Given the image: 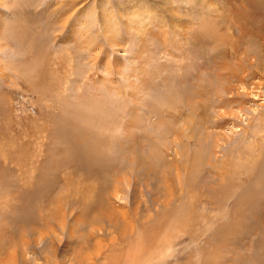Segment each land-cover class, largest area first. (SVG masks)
Here are the masks:
<instances>
[{"label": "rangeland", "instance_id": "374dc122", "mask_svg": "<svg viewBox=\"0 0 264 264\" xmlns=\"http://www.w3.org/2000/svg\"><path fill=\"white\" fill-rule=\"evenodd\" d=\"M0 2V264H124L127 254V264L258 263L264 255V136L255 137L258 149L238 135L231 147H213L204 130L211 108L230 116L237 108L220 104L215 92L175 115L158 141L143 134L135 104L126 112L116 100L118 94L135 101L176 60L185 62V79L201 70L216 73L221 65L231 73L245 52L264 67V0ZM182 25L189 43L211 28L218 41L203 53L221 51L222 57L206 62L191 43L176 50ZM158 52L170 59L154 62ZM241 58L248 74L244 109L232 131L250 123L251 139L256 117L264 131V72ZM57 128L83 138L68 149ZM246 174L238 185L235 179ZM245 186L262 196L257 216L241 219L228 213L233 199L226 204L225 197ZM205 192L216 199L204 207ZM235 223L245 226L240 234L215 238L218 228Z\"/></svg>", "mask_w": 264, "mask_h": 264}, {"label": "bare ground", "instance_id": "6f19581e", "mask_svg": "<svg viewBox=\"0 0 264 264\" xmlns=\"http://www.w3.org/2000/svg\"><path fill=\"white\" fill-rule=\"evenodd\" d=\"M3 6V3L0 2V42L2 41H5V36H4V33H3V28H4V21L1 20V18H4V16H2L3 14L1 13V11L3 10L2 7ZM2 7V8H1ZM2 16V17H1ZM173 20V19H172ZM159 23V22H158ZM174 28V27H173ZM176 28V27H175ZM179 30L176 31L177 33V36L179 37L180 41L178 43L175 44V47H176V50H180V46H184V45H188L191 43V50L194 51V53L201 57V59H204V61L206 62H210L212 61V59L214 57H222L223 53L220 51V52H217L215 53L214 55H211L210 53H207L204 54L203 51H206L208 50V48L211 46L210 44L212 42H214V45L216 44V42L218 41V37L215 35V33L213 32V30L211 28H207L206 30H204V32L201 34V35H193L191 36V41L189 43V40L186 38L187 34H188V31L186 30H189V28L187 27H184V25L182 26H179L178 27ZM173 32V31H172ZM174 33V32H173ZM175 41V40H174ZM144 44V43H143ZM181 44V45H180ZM1 45V43H0ZM142 45V44H141ZM186 45V46H187ZM202 46L207 48V49H202ZM1 48V47H0ZM144 48V47H143ZM196 48V49H195ZM202 49L200 51H197L199 49ZM2 49V48H1ZM0 49V50H1ZM191 51V52H192ZM195 54H193L194 56H196ZM225 55V54H224ZM243 57V59L246 61L247 65L251 66V67H255L256 69L264 72V67H263V64L259 61V57L258 56H255L253 57V55H247V53H243L241 55ZM238 57V59H236V61L234 62L233 64V69L234 70L233 72L229 73V70L228 71H225L224 67H221L223 65H221L220 67H216V70L217 71L216 73H212V75L214 77H216L218 80H222V81H225L227 83H222V89L218 90L215 92V97L219 99L220 101V104H224L226 105L225 107L229 108L230 111H233V107H236V110L233 111L234 113V116H230V114L228 113H217L215 112V109L216 108H211V112H209V115L211 117V121H205V123H203L201 126H204V124L209 123L210 122V126L208 127H204V130L206 132V134H208V138H212L213 140H211V142H213L215 148H224L225 146H230L234 144L233 142V139L238 135L240 138H241V141L244 143V142H248L249 144H251L252 146H254V149L255 147H257V143L255 142V137H259V136H264V131L260 130L258 128V126H262V119L259 117H256V122H257V126L254 127L256 130L254 131L253 133V137L251 139H248L247 137V129L250 127V123L248 124H245L244 128L240 129V133L239 134H236L235 132H233L232 130L234 128H237V126L235 125V122H237V119H240L239 118V115L242 113L243 109H242V106L244 105V96L245 94L243 92H245L246 90L243 89V85H245V82H247V80H245V77L248 75L246 70H244L243 66L240 64V61L242 62V58ZM250 58V59H249ZM198 59V58H197ZM261 59V58H260ZM224 62V61H223ZM226 63V62H225ZM192 65V63H190ZM236 64V65H235ZM190 65V66H191ZM231 65V64H230ZM228 65V66H230ZM236 66V67H235ZM186 67V66H185ZM184 68V67H183ZM187 68H190V67H187ZM210 68V67H209ZM228 68V67H227ZM224 69V70H223ZM240 69V70H239ZM255 69V70H256ZM208 70V69H207ZM231 70V71H232ZM108 71V70H107ZM214 71V70H213ZM225 71V73H221ZM237 71H240L241 75L237 73ZM4 70H0V73H3ZM118 73V72H117ZM123 73V72H122ZM111 75L113 73H110ZM251 76L253 74H250ZM114 76H115V73H114ZM121 76V75H119ZM122 77V80L123 82H125V78L123 76ZM255 78V77H254ZM111 81V80H110ZM25 82H28V80H26ZM233 84V85H232ZM71 85V84H70ZM143 85V84H142ZM146 86V84H144ZM124 86V85H123ZM35 88V87H34ZM241 90V92L239 91V89ZM242 88V89H241ZM92 104V103H91ZM100 105V104H99ZM93 106V105H92ZM224 108V107H223ZM223 108H220V105L218 106V109L221 110ZM204 109V108H203ZM223 111V110H222ZM246 112V111H244ZM109 114V113H108ZM133 111L129 114L130 118L133 117ZM215 115V116H214ZM137 116V115H136ZM214 116V117H213ZM129 118V117H128ZM251 119H255L254 116L251 118ZM234 121V122H232ZM182 122V121H181ZM127 122H125L126 124ZM131 123V122H130ZM191 123V122H190ZM209 125V124H208ZM60 126V124H59ZM127 126H128V123H127ZM200 126V127H201ZM227 127H230V129H226ZM65 128V127H64ZM182 128H183V131L186 132V130H188L189 126L185 125L184 123H182ZM233 128V129H232ZM251 128V127H250ZM253 128V127H252ZM251 128V129H252ZM58 129V128H57ZM56 129V130H57ZM67 129V128H65ZM77 129V128H76ZM203 129V128H202ZM213 129L215 130H222L224 132V134H221V136L219 135H215L214 136V133L213 132ZM239 129V128H238ZM78 130V129H77ZM107 130V129H106ZM214 130V131H215ZM226 130V132H225ZM264 130V129H263ZM190 131V130H189ZM56 132H59V133H56L57 135H60L62 136V138L66 139L67 140V144L69 145L68 146V149H72V147H75L76 144L78 143L79 139L83 138V135H82V131H81V136L79 137H76L74 136L73 137V132L72 133H68V132H63L61 129H58ZM75 132V131H74ZM78 132V131H77ZM80 132V131H79ZM183 132V133H184ZM76 134V133H75ZM80 134V133H78ZM204 134V133H203ZM133 136V135H132ZM186 137V135H184ZM188 136V135H187ZM197 137V136H195ZM203 137V136H202ZM206 137L205 136V140H206ZM77 140H75V139ZM131 138V137H130ZM207 138V139H208ZM122 139V138H121ZM129 139V138H128ZM196 139V138H195ZM83 140V139H82ZM81 140V141H82ZM86 141V140H84ZM125 141V140H124ZM66 142V141H65ZM83 142V141H82ZM182 143V142H181ZM197 143V141H196ZM199 143V142H198ZM85 144V143H84ZM87 144V143H86ZM120 144V142H118V145ZM80 145V143H79ZM181 145V144H180ZM183 145V143H182ZM72 146V147H70ZM81 147H83L85 150L89 149L85 146H82V144L80 145ZM121 146V145H120ZM176 146H178V143H176ZM123 147H119V150H121ZM197 148V147H196ZM243 148V147H242ZM211 149V148H210ZM250 149V147H249ZM252 149V148H251ZM258 149V147H257ZM84 150V152H86ZM124 150V149H123ZM123 150H121L123 152ZM88 151V150H87ZM233 151V150H232ZM257 151V150H256ZM82 152V151H81ZM80 152V153H81ZM124 152H126L124 150ZM260 152V151H259ZM78 153V152H77ZM83 153V152H82ZM81 153V154H82ZM90 153V152H89ZM207 153H210V152H207ZM79 154V153H78ZM79 154L80 156H82L84 159L87 158V153L85 155H81ZM214 154V153H213ZM216 155V154H215ZM255 155V154H254ZM79 156V157H80ZM256 156V155H255ZM215 157V156H214ZM262 157V156H261ZM255 161H258L260 159V155H257L256 157H254ZM103 160V159H102ZM127 161V160H126ZM142 161V160H140ZM216 163H218V160L215 159ZM102 162V161H101ZM144 160L142 162H140V164L143 166L144 164ZM233 162V161H232ZM95 163V162H94ZM104 163V162H103ZM241 163V162H239ZM255 163V162H254ZM215 164V163H214ZM256 164V163H255ZM145 165V164H144ZM244 165V164H243ZM141 167V166H140ZM104 168V166H103ZM257 168V166H256ZM246 169V168H245ZM254 166L252 168V172H251V175H255L256 172L258 174V168L257 170L254 169ZM236 170V169H235ZM236 172V171H235ZM245 174V173H244ZM97 175V174H96ZM221 176V175H220ZM219 176V177H220ZM247 176L249 175H244L243 177H238L235 179V181L237 182L238 185L240 184H243L244 181H246L245 179H247ZM256 177V175H255ZM254 177V178H255ZM257 178V177H256ZM223 177L220 178V181H222ZM263 179V178H261ZM222 183V182H221ZM260 183V182H259ZM264 183V182H263ZM262 184V182L260 183V185ZM251 185V184H250ZM259 185V184H258ZM241 186V185H240ZM252 186H254L252 184ZM259 187V186H258ZM210 188V187H209ZM217 188V187H216ZM239 189V188H238ZM207 190H210L211 189H207ZM206 191V190H205ZM206 193V192H205ZM207 194V193H206ZM224 194V193H223ZM209 194H207L205 197H201V198H204L206 201H200L203 203V206L205 207L207 204L209 203H212L216 198L213 199L212 196H208ZM216 196V195H215ZM223 196V195H222ZM260 196H262L261 192H258L256 191L255 189L251 190L250 187H243L242 189L239 190V192H234L231 196H228V197H225V203L229 200H232L233 199V202H232V209L228 211V213H230L231 215L233 216H237L241 219L243 218H246L247 214L250 212L251 216L252 217H256L257 214H258V200L260 199ZM226 203V204H227ZM214 204V203H213ZM227 213V212H225ZM122 214V213H121ZM109 215V214H108ZM64 216V215H63ZM112 217V216H111ZM113 217H115L113 215ZM260 218V217H258ZM107 219V223L108 225L112 222H115V220L113 219H109V218H106ZM261 219V218H260ZM259 220V219H257ZM246 224V223H245ZM256 224H259V223H256ZM129 226V225H128ZM244 227L245 226H241L240 224L238 223H235V224H232V225H227V226H221L220 228H218L214 233V236L217 240H220L221 239V242H223L224 240L227 241L228 239L232 238L233 236L237 235V234H240L243 230H244ZM254 227V226H253ZM206 228H209V226H206ZM257 228V226H256ZM127 231V230H126ZM131 231V230H130ZM133 231V230H132ZM124 232V231H123ZM126 233V232H125ZM128 240V239H127ZM224 241V242H225ZM262 252V251H261ZM264 254V252L262 253ZM139 255V254H138ZM130 256V255H129ZM128 254L126 255V261H124L123 263L124 264H127V262L129 260H131V257H129ZM242 260V259H241ZM256 261L258 263L256 264H264V255L263 257L261 258H257ZM142 263V261L140 262V264ZM239 264V262H238ZM242 264V263H241Z\"/></svg>", "mask_w": 264, "mask_h": 264}, {"label": "clouds", "instance_id": "9594fccd", "mask_svg": "<svg viewBox=\"0 0 264 264\" xmlns=\"http://www.w3.org/2000/svg\"><path fill=\"white\" fill-rule=\"evenodd\" d=\"M160 59L161 52L155 56L154 62L167 61ZM183 60L174 61L175 66L160 73L156 80L141 91L135 101L125 100L117 94L116 104L128 112L135 104L139 109L141 128L144 135L158 141L171 127L172 118L186 113L203 96L210 95L221 88V81L207 70H201L191 79L184 78Z\"/></svg>", "mask_w": 264, "mask_h": 264}]
</instances>
